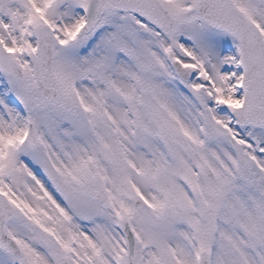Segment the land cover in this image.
<instances>
[{
	"label": "snow or ice",
	"instance_id": "1",
	"mask_svg": "<svg viewBox=\"0 0 264 264\" xmlns=\"http://www.w3.org/2000/svg\"><path fill=\"white\" fill-rule=\"evenodd\" d=\"M0 264H264V0H0Z\"/></svg>",
	"mask_w": 264,
	"mask_h": 264
}]
</instances>
